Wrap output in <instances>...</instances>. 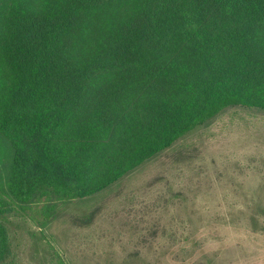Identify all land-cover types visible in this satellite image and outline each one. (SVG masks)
I'll return each instance as SVG.
<instances>
[{
    "label": "trees",
    "instance_id": "1",
    "mask_svg": "<svg viewBox=\"0 0 264 264\" xmlns=\"http://www.w3.org/2000/svg\"><path fill=\"white\" fill-rule=\"evenodd\" d=\"M234 107L264 111V0H0V264L14 205L99 194Z\"/></svg>",
    "mask_w": 264,
    "mask_h": 264
},
{
    "label": "rangeland",
    "instance_id": "2",
    "mask_svg": "<svg viewBox=\"0 0 264 264\" xmlns=\"http://www.w3.org/2000/svg\"><path fill=\"white\" fill-rule=\"evenodd\" d=\"M3 221L8 264H264V111L229 108L107 190Z\"/></svg>",
    "mask_w": 264,
    "mask_h": 264
}]
</instances>
